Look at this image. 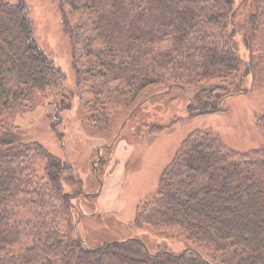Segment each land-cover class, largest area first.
I'll return each instance as SVG.
<instances>
[{"label":"trees","instance_id":"16d2710c","mask_svg":"<svg viewBox=\"0 0 264 264\" xmlns=\"http://www.w3.org/2000/svg\"><path fill=\"white\" fill-rule=\"evenodd\" d=\"M59 1L75 76L66 92L65 74L33 38L26 4L0 0V264H264V145L238 152L215 130L195 129L139 204L138 225L179 230L198 248L150 252L135 238L87 247L64 190L78 181L72 165L11 122L35 93L56 97L57 135L75 97L103 132L111 112L150 85L190 89L196 114L245 92L246 76L264 89V0ZM258 122L264 130V114Z\"/></svg>","mask_w":264,"mask_h":264},{"label":"rangeland","instance_id":"374dc122","mask_svg":"<svg viewBox=\"0 0 264 264\" xmlns=\"http://www.w3.org/2000/svg\"><path fill=\"white\" fill-rule=\"evenodd\" d=\"M8 1L26 4L33 38L65 74L64 92L71 90L75 76L60 1ZM233 1L234 6L241 2ZM243 41V35L237 33L236 48L246 59ZM249 81L246 76L241 83L245 92H233L220 102V110L207 114H196L189 108L194 99L190 89L150 85L128 108L113 110L108 129L103 132L93 130L82 112V102L75 97L71 109L61 112L56 135L50 127L58 120L56 97L50 94L45 97L35 93L33 103L11 122L22 130L26 140L38 141L72 165L71 172L78 181L75 185L63 183L64 190L74 195V225L87 247L135 238L150 252L180 253L198 247L179 230L138 225V206L154 193L161 172L182 140L195 129L215 130L228 148L238 152L264 145V130L258 122L264 114V89L253 87Z\"/></svg>","mask_w":264,"mask_h":264},{"label":"water","instance_id":"95a60500","mask_svg":"<svg viewBox=\"0 0 264 264\" xmlns=\"http://www.w3.org/2000/svg\"><path fill=\"white\" fill-rule=\"evenodd\" d=\"M244 45L247 47V41H246V39L244 38ZM84 244L86 245V243L84 242ZM206 263H209L210 264V262L209 261H207L206 259L204 260Z\"/></svg>","mask_w":264,"mask_h":264},{"label":"flooded vegetation","instance_id":"af4514ba","mask_svg":"<svg viewBox=\"0 0 264 264\" xmlns=\"http://www.w3.org/2000/svg\"><path fill=\"white\" fill-rule=\"evenodd\" d=\"M74 209L76 210V208L74 207ZM77 213H78V211H77ZM78 215H79V213H78Z\"/></svg>","mask_w":264,"mask_h":264}]
</instances>
